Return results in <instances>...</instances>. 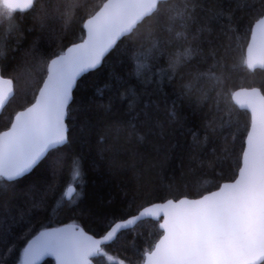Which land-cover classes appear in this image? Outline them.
<instances>
[{
  "label": "snow or ice",
  "instance_id": "obj_1",
  "mask_svg": "<svg viewBox=\"0 0 264 264\" xmlns=\"http://www.w3.org/2000/svg\"><path fill=\"white\" fill-rule=\"evenodd\" d=\"M17 12L31 19L17 22ZM0 23L17 45L33 37L23 55L0 41V116L16 99L5 75L31 85L0 131V264H264V82L228 87L241 37L246 69L264 73V0H0ZM113 57L130 68L112 73L108 104L79 95ZM133 79L156 99L145 103ZM177 80L204 138L194 136L171 167L170 138L187 117L159 94ZM123 99L127 120L113 111ZM233 100L248 113L242 129ZM93 134L109 170L131 173L123 196L104 207L87 203L75 151ZM69 161L71 197L61 191ZM61 213L73 222L54 227ZM146 225L158 241L129 245Z\"/></svg>",
  "mask_w": 264,
  "mask_h": 264
},
{
  "label": "trees",
  "instance_id": "obj_2",
  "mask_svg": "<svg viewBox=\"0 0 264 264\" xmlns=\"http://www.w3.org/2000/svg\"><path fill=\"white\" fill-rule=\"evenodd\" d=\"M65 2H71V0H65ZM90 5L100 4L105 2V0H87ZM17 22H27L31 19L30 12H17L16 14ZM32 34L25 33L23 37H19L21 43L17 45L16 41L18 39L17 35L14 33H9L7 31V24L0 23V41L6 43V51L16 50L19 55H23V52L27 49L28 45L31 43ZM79 42V41H77ZM249 42L247 37H241L236 42V52H235V62L237 64L236 69L231 76L229 81V89L234 93L235 90L243 87H260L261 83L264 82V73L257 71L252 73L250 70L246 69V66L243 63V60L246 59V43ZM179 49H173V51H178ZM162 66H166L162 62ZM130 65L128 60L124 57H113L109 61L108 65L102 68V70L96 72L94 75H90L87 80L81 85V90L79 95L86 96L89 100L93 101L96 105H107L110 97L113 96V90L111 88L112 84V73L119 72L126 74L129 71ZM197 68V63H193L185 69V74L195 72ZM160 69H157L159 72ZM5 77L13 78L14 90L16 93V99L13 100L10 104L6 106L3 110V115L0 116V131L4 130L8 118L11 114L19 110L23 98L27 95V98L30 99L31 85L25 83L22 79H17L10 74H6ZM131 87L135 88L139 94L144 98V102H148L149 99L155 100L156 97L151 94V87L141 84L135 79L131 81ZM180 92V82L177 80L175 86H167L163 89V92L160 93V99L166 100L169 107L171 103L176 101L177 107L181 108L184 112V115L187 117L186 124L184 129L180 132L175 133L171 138L170 142L176 147L173 149L172 159L170 161L171 167H176L179 164V160L176 158L181 151L186 148L189 144L192 143L194 136H198L200 140H203V129L201 126V120L197 115H194L192 109L187 105V103L181 104V101L178 99ZM122 95H127L124 93V90L121 89ZM128 99H123L121 101H116L113 105V111L118 118L130 119L126 115L128 108ZM232 106L236 112V118L239 121L241 129L248 120V113L245 110L239 108L238 105L232 101ZM101 129H97L100 131ZM77 135H83L79 131V126L77 128ZM237 151L239 150L241 144L240 136H237L235 141ZM101 146L96 142V136L85 135L84 139L78 144L75 148L76 153L82 158L84 166V191L87 196V203L95 207H104L107 204V201L113 197H122L123 192L121 189L125 187L131 180V173L127 175L124 174H114L109 170L107 164V154H101ZM71 161L66 165V171L64 173L63 182H61V191H64L66 195V189L64 184L68 180V176L71 171ZM207 180H211L212 177H205ZM30 183V181H26ZM60 191L57 192L59 196ZM57 219L63 223H54L53 226H59L66 223H72L73 221L68 218L67 215L61 213ZM79 222V221H77ZM159 230L155 228L154 225H146L141 228L138 234H133L129 238V245L134 240L137 246H143L147 249L148 245L153 244L158 241ZM128 254L131 255V250L128 251ZM45 264H55L54 260L47 259Z\"/></svg>",
  "mask_w": 264,
  "mask_h": 264
},
{
  "label": "water",
  "instance_id": "obj_3",
  "mask_svg": "<svg viewBox=\"0 0 264 264\" xmlns=\"http://www.w3.org/2000/svg\"><path fill=\"white\" fill-rule=\"evenodd\" d=\"M5 78L7 79V77H5ZM12 87H13V90H14V83H13ZM248 88H251V87H243V88H239V89L235 90L234 93L237 92V91H240L241 89H248ZM14 91H15V90H14ZM233 101H234V100H233ZM234 102H235V101H234ZM242 110H245V109H242ZM245 111H246V110H245ZM66 195L71 197V196H74L75 194H74L73 192L66 191ZM62 226H63V225L54 226V227H62ZM47 259H52V260H54V262H55V259H54V258H51V257H50V258H46V260H47ZM55 264H56V262H55Z\"/></svg>",
  "mask_w": 264,
  "mask_h": 264
},
{
  "label": "bare ground",
  "instance_id": "obj_4",
  "mask_svg": "<svg viewBox=\"0 0 264 264\" xmlns=\"http://www.w3.org/2000/svg\"><path fill=\"white\" fill-rule=\"evenodd\" d=\"M66 191H67V190H66ZM66 191H65V192H66Z\"/></svg>",
  "mask_w": 264,
  "mask_h": 264
}]
</instances>
